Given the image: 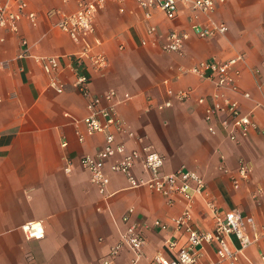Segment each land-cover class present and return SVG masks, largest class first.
<instances>
[{
  "label": "crops",
  "instance_id": "0c3cea01",
  "mask_svg": "<svg viewBox=\"0 0 264 264\" xmlns=\"http://www.w3.org/2000/svg\"><path fill=\"white\" fill-rule=\"evenodd\" d=\"M25 1L18 32L0 27V264H103L125 226L122 215L129 207L146 238L137 264L149 263L157 250L173 256L176 248L168 249L167 238L176 240L177 248L186 241L185 232L171 220L185 206L179 195L169 203L146 187L129 188L121 173H109L104 194L90 181L89 171L78 159L100 149L104 133L77 139L84 126L79 121L86 114V99L73 86L75 72L88 75L92 94L117 91L118 115L164 156L165 172L182 167L196 170L219 208H237L253 217L257 229L264 227V206L253 196L258 189L264 192V0H228L200 12L201 24L227 25L223 34L207 38L189 29L191 12L182 4L176 17L167 19L157 10L145 18L134 0L122 5L107 2L89 39L108 58L103 71L72 60L84 41H73L56 26L59 14L48 15L51 9L73 11L77 0ZM29 11L36 14L35 24L26 15ZM151 24L157 28L155 35L147 33ZM170 29L189 33L182 54L160 48ZM239 54V90L228 93L257 127L233 142L221 128L208 131L204 105L197 102L201 95L210 101L213 82L186 69L202 59L225 60ZM33 55L60 56L62 92L49 87V76ZM187 87L193 89L188 99H173L171 91ZM125 93L129 98L121 100ZM168 98L172 105L159 109L157 105ZM124 140L128 149L134 145L127 137ZM242 159L251 168L249 178L234 181ZM67 163L69 172L63 169ZM191 211L194 226H212L203 197H194ZM155 219L166 222L167 228L151 225ZM33 220L42 223L41 237L28 238L20 228ZM215 247L211 242L198 248L200 264L216 259ZM261 251L259 243L252 244L239 264H262ZM131 256L124 248L110 264H132Z\"/></svg>",
  "mask_w": 264,
  "mask_h": 264
},
{
  "label": "built area",
  "instance_id": "2783aa9c",
  "mask_svg": "<svg viewBox=\"0 0 264 264\" xmlns=\"http://www.w3.org/2000/svg\"><path fill=\"white\" fill-rule=\"evenodd\" d=\"M117 2L122 5L124 0H77L76 8L71 12L59 9H51L48 15L59 14L56 26L66 32L75 42L84 41L82 46L73 55V61L85 63L96 71H103L108 65V58L102 50L94 49V43L89 39L95 32L94 21L98 13L107 2ZM143 10L144 17L150 18L154 11H161L167 19H173L178 12V5L182 4L190 10L189 29L200 38L213 37L223 34L227 25L223 22L210 21L201 24L198 20L200 12H209L216 6L228 0H134ZM25 0H0V27L17 33L19 21L26 8ZM122 7V6H120ZM32 24L36 22V14L33 11L26 13ZM157 28L149 25L147 33L155 35ZM189 33L185 30L170 29L163 37L160 48L168 52L183 53V47ZM147 40H142L146 44ZM27 43L25 38L21 44ZM95 43H98L95 40ZM36 63L49 76L48 85L57 92L64 90V83L60 79V56L33 55ZM242 56L235 55L225 60L202 59L186 70L197 74L201 78H208L213 82L215 90L211 94L210 101L204 95L197 98V102L204 105V119L208 131L215 133L218 128L224 131L225 136L238 142L246 137L251 129L257 127L250 113L242 111L239 102L232 98L229 90L237 92V79L239 69L236 67ZM264 67V57H262ZM73 86L85 97L86 114L79 121L83 123V130L77 132V139L82 141L86 135L104 133V141L100 149L95 153H86L79 157L80 165L89 171L90 181L96 185L100 193H106L109 181V173H121L125 176L127 187H146L163 195L167 202L171 203L173 197L179 195L185 201L181 212L171 220L176 229H181L186 234L183 246L177 248L174 239H165L168 249L175 250L173 256L157 250L147 264H200V248L205 243L216 244V259L209 264H239L245 249L254 243L262 246L260 253L261 263L264 264V227L257 229L254 219L250 215L243 214L239 209L222 210L214 199L207 195L206 182L196 170L179 168L172 172L163 170L164 156L151 145L144 142V137L135 133L116 111L118 94L115 89H108L103 93L92 94L89 86V77L83 72H75ZM173 99L183 101L188 99L193 89L191 87L176 89L170 92ZM244 95L248 94L244 92ZM129 98L125 93L121 100ZM172 98L165 99L157 107L162 109L172 105ZM123 136V137H122ZM124 137L133 142L131 148L126 147ZM65 146L67 143H61ZM65 172L71 170L67 163L63 167ZM139 169V171H138ZM251 168L245 160H240L237 166L238 177L249 178ZM203 197L205 205L210 213L212 226L208 229H200L193 224L191 206L194 197ZM253 196L260 198L258 203L264 206V192L256 190ZM133 207H129L122 215L125 226L119 233L117 241L110 246L103 258V264H110L114 257L124 248L131 253L132 264H137L143 256V247L146 238L142 228L132 219ZM151 225L161 229L167 228V223L159 219L152 221ZM26 237H41L43 226L41 221H27L20 226ZM248 228L253 229L250 234ZM236 241V245H234Z\"/></svg>",
  "mask_w": 264,
  "mask_h": 264
}]
</instances>
